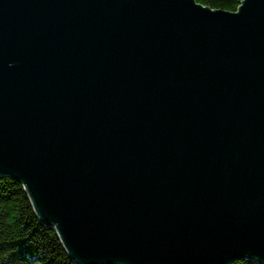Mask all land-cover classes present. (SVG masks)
I'll list each match as a JSON object with an SVG mask.
<instances>
[{
    "label": "water",
    "instance_id": "1",
    "mask_svg": "<svg viewBox=\"0 0 264 264\" xmlns=\"http://www.w3.org/2000/svg\"><path fill=\"white\" fill-rule=\"evenodd\" d=\"M77 264H264V0H0V176Z\"/></svg>",
    "mask_w": 264,
    "mask_h": 264
},
{
    "label": "trees",
    "instance_id": "2",
    "mask_svg": "<svg viewBox=\"0 0 264 264\" xmlns=\"http://www.w3.org/2000/svg\"><path fill=\"white\" fill-rule=\"evenodd\" d=\"M214 10L236 11L243 0H196ZM0 264H77L57 231L36 214L25 185L0 176ZM230 264H260L239 259Z\"/></svg>",
    "mask_w": 264,
    "mask_h": 264
},
{
    "label": "rangeland",
    "instance_id": "3",
    "mask_svg": "<svg viewBox=\"0 0 264 264\" xmlns=\"http://www.w3.org/2000/svg\"><path fill=\"white\" fill-rule=\"evenodd\" d=\"M241 5V4H240ZM239 8V7H238ZM227 11V10H226ZM238 11V9L236 10V11H232V12H237Z\"/></svg>",
    "mask_w": 264,
    "mask_h": 264
}]
</instances>
